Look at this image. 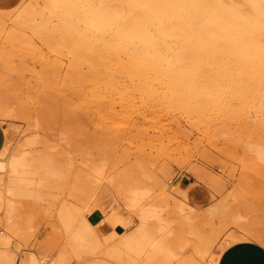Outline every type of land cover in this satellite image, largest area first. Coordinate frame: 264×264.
<instances>
[{"label":"rangeland","instance_id":"rangeland-1","mask_svg":"<svg viewBox=\"0 0 264 264\" xmlns=\"http://www.w3.org/2000/svg\"><path fill=\"white\" fill-rule=\"evenodd\" d=\"M23 1L0 0L4 9L0 10V107H7L11 113L0 118L7 147L0 160L7 162L13 152L31 140L36 142L27 148L32 159L50 162L39 164L41 169L37 174L44 176L37 175L39 182L25 187L14 214L6 211L7 194L0 206V235L9 239V243L0 240V250L14 256L13 264L20 261L23 252L31 255L37 264H168L164 256L148 257L160 238L154 221L147 225L144 236L141 233V250H132L129 237L139 219L124 194L128 187L136 185L142 189L150 187L146 189L149 195L146 205L160 203L171 204L175 209L178 205L193 209L197 229L209 235L214 243L207 255L200 256L196 251L191 252L200 245L195 239L190 252L199 264L216 258V254L234 241L231 236L235 232L245 233L244 229L253 227L264 233V165L249 146L250 143L264 145V97L257 96L262 94L258 89L262 86L264 89L261 81L264 71L254 76L222 70L224 74L227 72L223 78L219 72L202 73L200 78L197 76L200 83L211 82L212 89L203 85L194 95L198 98V94L201 97L204 93L213 98L207 99L205 95L204 99L202 94L198 101L196 95L186 92L188 89H177V93L162 83L161 86L158 79L146 80L145 76L137 74V77L124 69L114 71V67L112 70L108 61L103 62L83 49L78 42L80 38H76L78 33L73 32L74 40L72 32L56 19L58 15L53 13V16L48 10L44 11L49 13L48 18L43 12L41 17L35 15V21L24 23L19 12ZM229 80L234 81L232 85L228 84ZM238 83L247 87L246 95ZM249 85L255 86L251 88L254 91ZM231 86L241 89L242 95ZM205 88L210 93L202 91ZM188 93L195 98H190ZM67 158L71 159L69 163ZM44 165L53 168L59 179L53 170L50 175V168L45 175L42 170L48 167ZM61 166H65L63 171ZM59 170L64 172V177ZM43 178L50 180L42 182ZM183 181L187 186L181 185ZM196 184L210 191V199L203 207L189 201L188 191ZM107 200L115 203L116 209L93 223L88 230L87 247L77 252L70 245L71 233L79 222H90V209ZM117 225L125 230L116 231ZM257 225L260 227H254ZM42 247H45L43 252ZM20 264L26 263L20 261Z\"/></svg>","mask_w":264,"mask_h":264},{"label":"bare ground","instance_id":"bare-ground-1","mask_svg":"<svg viewBox=\"0 0 264 264\" xmlns=\"http://www.w3.org/2000/svg\"><path fill=\"white\" fill-rule=\"evenodd\" d=\"M19 7L20 17L25 20L19 21H24V23H26L27 20H33L38 14L41 17V14H43L45 10H48L53 16L54 14L58 15V18L56 19L63 24H61L63 27H66L65 29L68 32H72L71 36H73V38H75V33L73 34V32L78 33V37L76 38H78V40L80 38V41L78 42H81L79 45L81 46L82 44L83 49H85L88 53H93L97 58L100 57V60H103V62L108 61L111 69L113 67L115 68L114 71L124 69L130 72L131 75H143L146 77V80L149 78H151V81L152 79H158V82H160L159 84L162 83L163 87L176 90L177 93V89L183 90L181 88H185V90L188 89L186 92H191V94L194 95V92H198L197 89L204 88L205 86H209L211 88V82L206 81L207 84H205L206 82L204 84L203 82L200 83L198 77L202 73L219 72L221 76H227V72L224 74L220 71L233 70L239 71V74L253 73L255 76V74L259 71H264V0H27L21 2ZM9 9L10 8L7 10ZM0 10L4 9L0 7ZM16 14L15 17L17 16ZM48 14H43V16L45 17L47 15L46 18H48ZM4 16L5 15L2 17L4 18ZM20 17L19 19H21ZM53 18H51V20H53ZM46 20L48 19H45L44 21ZM63 27L61 28L62 31ZM66 30L61 33H65ZM69 34L67 33V35ZM71 36L70 38L73 39ZM76 38L74 40H76ZM78 42L76 44H78ZM101 61L99 63H102ZM106 69H108V67ZM119 71L116 73L119 74ZM229 74L231 75V73ZM249 74L247 75L249 76ZM110 75L111 74L108 76ZM206 75L207 74H205V77ZM233 75L235 74L233 73ZM247 75L246 77H248ZM235 77H238V75L236 74ZM248 78L252 79L253 77ZM134 80L135 78H133V81ZM261 81H264V79ZM231 82L234 81L231 80ZM231 82L229 80L228 84L232 85L233 83ZM244 84L245 83H243V85ZM241 86L242 84L240 83L239 87ZM254 87L251 86L250 89ZM206 88L209 89L208 87ZM206 88L201 90L207 91ZM232 88L235 89L236 87ZM232 88L231 90H233ZM261 88L258 90L259 92H262V94H256L259 97L260 95L264 97V89L262 90ZM241 89L242 91L245 90L242 94L247 92V87H243ZM250 89L248 91H250ZM195 90H197V92ZM236 90L237 89H235V91ZM239 90H237L238 94L241 92H239ZM252 90L253 89H251V91ZM255 90V92H258L257 89ZM199 93L202 92L199 91ZM202 94L204 95V93ZM202 94L201 97L200 94H198V96L203 98ZM246 94L247 93H245V95ZM205 95L207 96V94ZM205 95L204 99L208 97L207 99L211 100V98H213L210 95L205 97ZM192 96L190 97L189 94V97L193 99L194 96ZM195 97L197 98V95ZM242 98L244 97L242 96ZM258 100L260 101L259 98ZM198 101H200V99ZM3 108L0 107V118H5L7 115L11 116V113L8 111L10 109L7 110V107ZM16 111L14 110V112ZM12 115L14 116L15 113ZM53 123H55V121ZM8 144H10L9 141ZM34 144H36V142L31 140L26 141L18 150L11 154L7 162L0 160V206L3 204V200L7 194L6 211L8 213L14 214L16 212V208L20 203L18 197L23 194L25 187L27 188L29 186H33L35 182L36 184L39 182L37 173L41 169H39V164L41 162L37 160L34 161L32 159L33 157H31L32 155H30L31 152L27 151V148H32ZM249 146L252 147L255 157L264 165V145L250 143ZM6 150L7 147L3 146L0 150V154H3ZM63 154L64 153H62L61 156ZM45 159L46 158H44V160ZM69 159L67 158L68 163L71 160ZM52 160L54 161L55 159ZM47 161L50 162V160ZM53 161L51 162L53 163ZM57 161L58 160H56V162ZM45 162L41 163V165ZM49 165H51V163H49ZM44 166H46L45 168L47 169L48 166ZM65 166L63 168H65ZM71 166L73 171L74 166ZM52 167L54 168V163ZM49 168L50 167H48L45 171L42 170L43 173L45 174V172L47 173V171H50L51 168ZM53 168L51 169V172H49L50 175H52ZM63 168L61 166V169H59L63 171ZM77 170L79 171V169ZM64 171H66V169ZM54 172L56 173L55 170H53V173ZM55 173L53 175H55ZM61 174L62 175L60 176L64 177V172H61ZM41 176L43 177L44 175L42 174ZM55 176L58 178L57 174ZM48 177L46 176L45 178L48 179ZM45 178L42 179V182H49L50 179L47 181ZM126 179L128 178L126 177ZM131 182H133V180ZM131 182L129 183L133 187ZM141 182L139 184L144 185V183ZM135 184L136 183H134V185ZM127 185L128 184H126V187ZM136 186L135 188L128 187V192H125L127 194H124L127 198L128 205L137 211L139 219L137 228L132 232V234H130L129 237L132 250L134 252H139L141 250L143 247H141V233L143 232L144 236V232L147 230V225L150 221H154L156 233L160 235V238L155 241L153 249L149 253V258L164 256V259L168 264H199L200 262H198V259L196 261L197 263L194 262L195 256L191 252H197L200 256L207 255L209 253V249H211L210 247L213 239L206 233L197 229L195 219L196 215H194L193 209H184V206L181 207L177 203H175V205H178L176 209L172 207L171 204L170 206H168L169 204L162 205L160 203L146 205L145 200L149 196L147 195L146 189L150 187H145L146 189H142L140 187V189L138 187L136 188ZM185 194V196H187V192H185ZM218 204L219 203H217V206ZM115 209L116 204L107 200L106 202L96 205L94 208L90 209L89 214L97 213L99 217H101L103 214ZM218 211L220 210L218 209ZM195 213L197 214L198 211L196 212L195 210ZM198 215L199 214H197V216ZM238 216L241 217L239 214ZM93 223L96 222H92L91 220L90 222H79L75 230L71 233L70 245L71 247L76 248L75 250L77 252H82L87 247V234L88 230L92 229ZM254 227L260 226L257 225ZM244 230L245 233L235 232L232 236H230L234 239V241L246 238L255 239L264 245V233L253 227ZM41 238L44 240L46 238V234L43 233ZM195 239L200 241V245L198 247L197 242V250L195 248L194 251L192 250L190 252V247L193 245L194 241H196ZM0 240H3L2 242L4 243H9V239L7 237H2L1 235ZM44 249L45 247H42L41 252H43ZM216 255L219 256V253ZM218 256H216V258H209L207 260V264H216ZM19 259L21 262L26 264H37L35 259L27 252L21 253ZM20 261H17L16 264H20ZM14 262V256L11 253L5 250H0V264H13Z\"/></svg>","mask_w":264,"mask_h":264},{"label":"crops","instance_id":"crops-1","mask_svg":"<svg viewBox=\"0 0 264 264\" xmlns=\"http://www.w3.org/2000/svg\"><path fill=\"white\" fill-rule=\"evenodd\" d=\"M6 141L4 125L0 122V150ZM181 185L187 186L185 181ZM189 201L196 207H203L210 199V191L202 184L192 185L188 191ZM97 213L89 214L92 222L99 220ZM116 231L125 230L121 225L115 227ZM216 264H264V245L255 239H240L228 244L219 253Z\"/></svg>","mask_w":264,"mask_h":264}]
</instances>
